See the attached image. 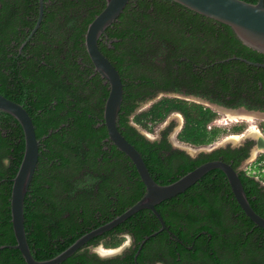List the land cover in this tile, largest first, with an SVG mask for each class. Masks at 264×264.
Instances as JSON below:
<instances>
[{
    "label": "trees",
    "instance_id": "obj_1",
    "mask_svg": "<svg viewBox=\"0 0 264 264\" xmlns=\"http://www.w3.org/2000/svg\"><path fill=\"white\" fill-rule=\"evenodd\" d=\"M44 5L42 23L24 45L38 20L39 0H0V94L27 110L40 141L39 164L24 209L27 240L37 261L55 258L85 234L123 214L146 193L131 159L109 141L104 123L109 84H104L99 73L92 76L95 68L85 46L87 29L106 7V0H44ZM99 48L119 71L124 85L118 128L140 152L157 183H173L178 179L168 180L173 173L184 175L207 161L221 160L238 168L249 156L245 149H220L198 161L179 154L182 162L173 164L167 152L161 151L171 148L168 141L151 142L137 128L148 127L147 120L162 122L176 112L185 122L178 138L193 146L209 145L226 131L213 125L217 112L202 104L163 98L134 116L142 103L160 93L183 89L223 106L264 111V68L243 61L264 64V54L243 45L231 27L171 0H130L99 40ZM232 130L240 132L243 127ZM24 152L20 123L0 111V264H26L14 248L11 216L13 179ZM64 153L76 154L78 170L86 171L77 185L78 197L73 178L56 175L72 164ZM259 162H264V155ZM215 171L222 173L212 170L184 193L157 205V211L176 239L192 246L191 251L202 250L209 264H264V229L246 216L236 200L225 207H233L231 213L240 217L228 219L222 217L226 210L219 205L194 200L196 196L204 199L206 190L213 197L219 196V190L234 197L225 175L215 176ZM240 178L252 208L264 217L261 181L244 173ZM218 182H222L221 189L210 191ZM161 227L152 211L142 210L106 232L114 235L106 246L122 244L117 231L132 232L140 244ZM162 236L170 238L164 232L148 243L161 241ZM167 242L179 244L173 239ZM218 249L224 250L223 259ZM81 251L61 264H86L88 253L80 255ZM90 258L91 264L134 263L133 258Z\"/></svg>",
    "mask_w": 264,
    "mask_h": 264
},
{
    "label": "water",
    "instance_id": "obj_2",
    "mask_svg": "<svg viewBox=\"0 0 264 264\" xmlns=\"http://www.w3.org/2000/svg\"><path fill=\"white\" fill-rule=\"evenodd\" d=\"M171 1L184 6L195 13L231 27L236 37L243 45L260 54H264V0H259L257 3H249L243 0ZM129 2L130 0H106V7L93 20L87 29L85 34V46L94 65L95 71L109 84V96L104 109V123L107 127L109 140L131 159L146 187V193L140 201L126 210L123 214L85 234L64 252L50 260L37 261L33 257L25 229V198L38 165L40 142L36 136L33 120L27 110L22 105L9 100L0 94V111L13 116L20 123L25 136V152L23 160L15 178L13 179L11 216L13 230L17 241L14 248L21 252L26 264H61L89 241L115 229L142 210L152 211L161 222L162 227L160 232L165 230L167 228L166 223L162 215L157 211L156 206L163 201L172 199L184 193L201 180L208 172L215 169H219L225 173L231 190L246 216L254 224L264 229V217L257 214L252 208L239 174L230 164L221 160L210 161L197 167L195 170L189 172L173 183L161 185L151 176L140 152L120 132L118 128V120L123 103L124 85L119 71L101 52L99 48V40L105 34L106 30L119 19ZM39 3L40 10L36 26L30 33L24 45L33 37L42 23L45 6L44 0H39ZM243 61L250 65L264 68V64L262 63H253L244 59ZM218 108L225 112L243 111L256 114L260 117L264 116V112L249 111L244 108L237 110L221 107ZM257 147L258 149L264 150V137L262 135L258 137ZM155 235L156 233L147 237L144 240V243Z\"/></svg>",
    "mask_w": 264,
    "mask_h": 264
},
{
    "label": "flooded vegetation",
    "instance_id": "obj_3",
    "mask_svg": "<svg viewBox=\"0 0 264 264\" xmlns=\"http://www.w3.org/2000/svg\"><path fill=\"white\" fill-rule=\"evenodd\" d=\"M78 62L81 63L80 59H79ZM95 74H98V73H96L94 71L92 76H94ZM92 76H90V77H92ZM104 84H107V82L104 81ZM160 94H173V95H179V96H185V97H193V98L199 99V100H201L203 102H206V103H208L210 105L218 106V107L226 108V109H232V110L236 109L237 110V109H240V108H244V109H247L249 111L264 112L263 110H250V109H248L245 106L238 107V108H232V107L223 106V105H220V104H218L216 102H212V101H210V100H208V99H206L204 97L197 96L195 94H189V93H187L186 89H183L180 92L160 93ZM230 112H237V111H230ZM231 114H235V113H231ZM231 114H229V116ZM236 114H238V113H236ZM142 135L145 136L144 134H142ZM145 138H147V140H149L151 142H159V143H161L164 139H166L168 141V143L171 145V148L170 149H162L161 151L167 152V156H168L170 161L172 160L173 164H177V163H181L182 162L183 159L179 156V154H184L185 156L189 157V159H191L193 161H198V160L201 159V157L203 158L204 155H210V154H212V153H214V152H216V151H218L220 149H224V150H228V149H230V150L245 149V150H248V152H249L248 155L249 156L240 164V166L238 168H234L231 163H228V164H230L234 168V170H236V172H238L239 177H240L241 173H244L245 176L253 177L249 173H247L246 170L242 169V166L245 163V161H247L250 158L251 151L253 150V147L254 146H256V147L258 146V137L257 138H254L252 136L251 137H246V139H242L243 141H241L240 144L235 145V146H233V145L218 146V147H212L210 149H207V148H204V147H199L198 151L193 152V153H191L190 151H188V150H186L184 148H180V147H177L176 145H174L173 142L170 139V133L169 132L168 133L162 132V134L159 136V138L157 140H151V139H149L146 136H145ZM104 141L107 142V139L104 140ZM64 143L69 145L70 142L69 141H64ZM46 151L50 152L49 150H46ZM58 152H62L63 153L64 151L62 149H60V150H58ZM64 155H65V157L67 159H69L72 162V164H68L67 166H64V168L62 167L61 169H59L58 172H56V175L59 178L63 177L64 175H69L70 177H72L73 178L72 179L73 182L76 184V197H78L77 195H79L81 193V190H79L77 188V185L80 184V182H81L80 179L83 178V174H85L86 171L85 170H81V169L78 170V167L76 166V154L70 155L68 153H64ZM39 157H40V153H39ZM38 164H39V161H38ZM52 164L53 163H51L50 166H52ZM203 164H205V163H203ZM203 164H201V165H203ZM201 165H197L191 171L195 170L197 167H199ZM58 166H61V164L58 163ZM37 168H38V165H37ZM37 168H36V171H37ZM36 171H35V173H36ZM191 171L186 172L184 175L174 174L173 173V175H170V178L168 180H171V179L176 178V177H178V179H180L181 177L185 176L186 174H188ZM71 173L74 174V175H71ZM222 173L225 175V173L223 171H222ZM222 173L219 172V171H215L214 175L218 176V177H221ZM34 177H35V175H34ZM225 177H226V175H225ZM253 178L256 181H259L255 177H253ZM226 179H227V177H226ZM227 182L229 184L228 179H227ZM221 186H222V182L214 183L213 187H212V189L210 191L215 192V191L221 189ZM229 186H230V184H229ZM260 187H262L264 189V184L262 182L260 184ZM195 190L196 189H194V190L192 189L193 192ZM198 191L200 192L199 189H198ZM219 191H218L219 196L213 197L206 190V192L204 193L206 195V197L204 199H202V197L196 196L194 200H197L198 202L203 203V204L211 203V204L219 205L218 207L220 209H225L226 210L222 214V217H225L226 219L240 217L239 213H237V214H232L231 213V210L233 209V207H231V206L225 207V205H228V204L231 205V204L234 203V201L236 200L235 196L232 197L229 194L225 195L222 191L221 192H219ZM89 198L90 197H88V200H89ZM63 199H65V197ZM92 217H94V216L92 215ZM92 224L94 225L93 220H92ZM164 232L168 233L170 238H166L165 236H162V238H160L161 241H155L153 243H148V241H150L151 238L158 237L160 234H163ZM155 233H156V235L151 237L145 243H144V240L147 237H150V236H147L139 244L132 232H128V231L118 232L117 231L115 233V236H118L120 239H123V242H122V244L120 246H118L116 248H111V247H107L106 246V244H108V243H110L112 241V238H113L114 235L113 234H103L101 237L99 236L100 239L96 240V238H97L96 237V238L92 239L94 242H90L89 241L87 244H85L81 248L82 251L80 252V255H85V253L87 252L89 258L93 257V255H95V258H99L100 260L119 259L120 261H122V260L125 261V260H128L130 258H133L134 259V263H132V264H209L205 260L207 255L205 253H203L202 250L199 253L196 252L197 250L191 251L193 249L192 246L185 245L183 242L180 241V239H178V238L176 239V236H174V233L172 231H170L168 227L165 230L161 231V232L159 230V231H156ZM203 233L207 234L206 231H204ZM170 239H173L174 241H178L179 244L175 243L174 246H171L172 244L167 242ZM209 241L210 240L207 241L208 244H209ZM161 242H164V243L162 244ZM206 246L207 245H205V247ZM209 247H210V244H209ZM180 248L186 249L188 252H185L183 254V253H181L179 251ZM115 249H117V250L113 252L112 250H115ZM218 251H219V258L223 259V256L225 255L224 254V250H222V249L219 250L218 249ZM102 253H104L106 255H103ZM89 258H87L86 264H91V260H90L91 258L90 259Z\"/></svg>",
    "mask_w": 264,
    "mask_h": 264
},
{
    "label": "rangeland",
    "instance_id": "obj_4",
    "mask_svg": "<svg viewBox=\"0 0 264 264\" xmlns=\"http://www.w3.org/2000/svg\"><path fill=\"white\" fill-rule=\"evenodd\" d=\"M163 98H173V99H181L185 102H187L189 105H195V104H202L206 107H210L213 111L217 112V118L213 121V125L216 127H219L226 132L221 134L217 140L212 142L209 145H204L200 147H204L207 149H210L212 147H218V146H227V145H238L243 141L242 139H246V137H254L257 138L258 136H255L253 131L251 130L253 127H256L259 131L260 135H263L264 137V117H256L253 119L252 122L245 121L244 119H239L238 121L231 120L228 112H225L221 109H219L216 106L210 105L206 102H203L199 99L193 98V97H185V96H179V95H173V94H159L154 99L142 103L138 109L136 110L134 116L139 115L150 109V107L157 102H159ZM132 118V117H131ZM134 124V121H132ZM148 124V127H144L142 125L137 126V128L140 130L142 134H144L146 137H148L151 140H157L159 136L162 134V132L168 131L170 133V139L173 142L174 145L180 148H184L191 153L198 151V146H193L187 143L182 142L178 135L180 131L182 130L184 126V118L179 113H172L168 115L165 120L158 123H153L149 120L146 121ZM243 127V130L240 132H233V128L235 127ZM235 136H238V138H234ZM264 155L263 149H258V147L254 146L253 150L251 151L250 158L245 161V163L242 166V169L246 170L247 173H249L251 176L255 177L257 180L261 181L264 184V162L260 163L259 158ZM112 250L113 252L116 251ZM112 252V253H113ZM103 255H106L102 253Z\"/></svg>",
    "mask_w": 264,
    "mask_h": 264
},
{
    "label": "bare ground",
    "instance_id": "obj_5",
    "mask_svg": "<svg viewBox=\"0 0 264 264\" xmlns=\"http://www.w3.org/2000/svg\"><path fill=\"white\" fill-rule=\"evenodd\" d=\"M228 113H235V114H231L230 115L231 120H234V121H238L239 119H244L245 121L252 122L253 119H255L256 117H260V116H257L256 114L246 113V112H243V111L228 112ZM236 113H238V114H236ZM261 117H264V116H261ZM251 130L253 131L255 136H258V137L261 136L256 127H253ZM234 138L237 139L238 136H235Z\"/></svg>",
    "mask_w": 264,
    "mask_h": 264
}]
</instances>
